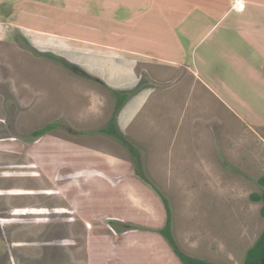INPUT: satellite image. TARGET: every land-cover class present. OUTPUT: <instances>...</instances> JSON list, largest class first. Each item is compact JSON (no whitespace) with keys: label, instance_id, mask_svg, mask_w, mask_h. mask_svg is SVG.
I'll list each match as a JSON object with an SVG mask.
<instances>
[{"label":"rangeland","instance_id":"rangeland-1","mask_svg":"<svg viewBox=\"0 0 264 264\" xmlns=\"http://www.w3.org/2000/svg\"><path fill=\"white\" fill-rule=\"evenodd\" d=\"M19 1L23 8L30 4L29 13L20 20L27 25V30L7 25L4 20L11 16L19 21L20 7L0 2V23L5 28L3 31L8 32H0V264H153L152 257L157 261L156 253L160 252L172 254L174 261L179 262L159 234L166 219L161 199L133 174L135 163L168 200L172 235L183 253L211 264H243L247 250L264 228L260 216L263 203H254L249 198L253 193L264 192V129L247 124L216 102L214 96L203 94L206 89L201 90L191 81L190 74L176 72L169 79L171 91L183 94L184 99L187 94L196 95L200 103H187L189 106L183 110L187 112L181 121L173 115L183 107L177 103L178 99L175 106L165 109L170 115L167 116V141L154 147L157 143L151 141L153 137L149 140L147 136L135 135L134 139L129 132L140 130L136 129L140 124L134 118L125 119L123 126L127 127L123 129L117 125L115 116V105L126 100L113 92L116 79L122 80L116 77L115 70L124 62V56L85 55L70 49L66 52L57 41V31L53 33L55 36L49 34L53 31V20L40 25L33 16L37 10L46 17L52 16L54 11L57 19L61 12H67L65 18L73 19L75 7L65 11L60 1L32 0L28 4L26 0ZM98 1L102 5L98 3L94 8L96 12L99 9L95 21L101 26L117 25L125 30L127 23L133 21V14V18L137 17L138 0ZM103 4L106 5L103 7ZM116 4L125 6L118 16L121 21L115 13L111 14ZM77 9L84 12L82 7ZM209 9L212 13L213 9ZM89 20L85 18L83 22L91 28ZM93 30L95 41L112 39L103 29L93 27ZM48 54L79 73L47 57ZM176 58L186 61L183 56ZM151 65L147 67V74V69L135 68L148 82L151 81L149 74H160L157 63ZM155 81L159 89L165 85L157 78ZM162 107L159 109L163 110ZM51 126L55 129L43 138H47L45 147H51L49 155L54 159V168H60L59 182L55 177L51 183L47 178L53 177L41 173L43 186L33 184L28 175L36 174L31 163H35L39 154L40 146L36 144L42 136L32 134ZM103 129L112 132L116 129L120 134L126 131V135H122L135 147L138 160L113 136L99 134ZM10 138L23 147L22 151L17 148L13 156H10ZM64 140L104 153L80 148L89 163L100 167L92 170L85 167L80 176L85 181L90 177L87 181L91 186L85 187L77 198L68 199L81 185V179L75 174L77 170L66 173L62 167L68 165V155L73 154L71 160L75 159L71 163L79 159L75 158L76 148L67 154V146L62 145ZM109 142L112 146H107ZM51 143L60 145L54 147ZM11 157L25 161L27 176H17L25 169L12 168ZM102 161H107V165ZM119 168L123 170L122 179L114 175ZM129 175L135 182L125 178ZM38 187L44 193L33 201V208L12 198L24 191L34 194ZM63 193L69 195L66 196L69 202ZM64 203L71 211L68 224L67 215L61 213ZM153 207L159 209L161 222ZM26 211L37 218V223L43 221L48 226H35L36 220L32 221ZM148 211L157 218L154 225ZM53 214L64 217L55 219ZM7 228L17 230L9 235ZM163 245L171 254L165 249L163 252Z\"/></svg>","mask_w":264,"mask_h":264},{"label":"crops","instance_id":"crops-1","mask_svg":"<svg viewBox=\"0 0 264 264\" xmlns=\"http://www.w3.org/2000/svg\"><path fill=\"white\" fill-rule=\"evenodd\" d=\"M26 1L28 4L32 0ZM57 1H60L62 5L61 9L65 11H70V6H76L73 19L64 17L67 12H61L59 15L60 19H57L54 11L51 13L53 14L52 16L46 17L38 10L36 16L33 17L37 19V23L40 25L47 23L49 19L53 20L51 24V29H53V31L49 34L55 36L53 33H55V30L57 31V41L67 49L66 52H69L68 49H70L77 53H84L85 55L124 56V62H122V60V63L116 66V77H122V80L119 81L116 79L114 85L116 90L114 92L123 96V98L126 97V100L118 107L115 116L116 122H118L117 125L123 129L127 127L123 126L125 124V119L131 120L134 118L136 120L135 122H137L138 125L140 124L136 128L140 130L135 132L131 130V132H129L131 137L133 136L134 138L135 135H141L147 136L149 140L150 137H153L151 141L157 143L154 146L156 147L161 142L167 141V116L170 115L165 109L175 106V102L178 99L177 103L183 107L181 111L179 110L176 115H173L177 120L179 119L181 121L182 117L186 115L187 111L183 110L189 106L188 104L195 102L197 104L200 103L196 95L187 94L186 99H184L182 98L183 96H181L183 94L178 95L171 91L172 85L170 86L171 83L169 79L176 72H183V75L190 74L192 77L191 81L196 82L201 90L205 91L204 88L206 89V92L203 94L209 97L214 96L216 102L229 108L233 114L239 119L246 121L247 124L264 129V0H242L244 9L238 12L232 9V2L234 0H138L137 17L133 18L134 14L133 16L131 14L133 21L131 20L130 23H127L125 30L119 29L117 25H115V27H104L95 21V18L99 15L96 14L99 12V9L97 12L94 9L97 8L96 5L100 3L98 0H53V2ZM0 2H3L5 5L20 7L18 13L19 21L16 22L13 20L12 16L9 17L8 20H3L8 26L14 25L27 30V25L20 23V20L23 19L24 15L29 13L30 4H28V7L26 6L23 8L19 0H0ZM11 2H13V4ZM100 5L102 4L100 3ZM104 5L106 4H103V7ZM78 7L84 8V12L78 10ZM113 7L114 9L111 14L115 13V17L118 19V16L121 15V8L125 6H123V4H116ZM209 8L213 9L212 13ZM173 13L174 16H172ZM85 18L92 20L91 28L83 22ZM118 21L121 20L118 19ZM93 23L98 24L101 29L111 35L113 40L103 41L100 38L96 41L93 40L92 34L95 33V30H93V27H95ZM34 27L43 31L39 26ZM80 27H83L82 30ZM4 29L5 28L0 23V32L8 33L6 30L3 31ZM29 29L34 32H41L34 28ZM182 38L185 39V43ZM181 56H183L186 61H181L176 58H180ZM151 63H157L160 74L159 76L149 74L151 81L148 82L146 78L142 79L139 70H135V68L141 66L147 69L145 73L147 74V71H149L147 67L152 66ZM105 72L107 73L110 71L106 70ZM105 72L103 75L106 74ZM95 74L96 72L94 69L93 75ZM86 75L91 77L88 74ZM155 78H157L162 85L165 84L161 89L155 86ZM186 87L189 86L186 85ZM201 90L200 93L202 92ZM130 91L133 92L129 93ZM147 102L148 104L145 105ZM116 106L117 105H115V109ZM160 106H163V110L159 109ZM117 125L116 128L118 129ZM51 131L47 132V134ZM125 132L126 131H122L124 135H126ZM47 134L41 135L42 139L36 144V146H40V151L38 152L39 154H36L35 163H31L36 174L28 175L30 179L33 180V184L42 186L44 179L41 178V173L46 176L51 175L53 178L47 176L49 178H47V180H50L51 183L55 177L59 182L60 173V168H54V159L49 155L51 147H45L47 145L44 143V140L47 138H43V136ZM99 134L109 136L108 133L104 134L99 132ZM133 138L132 140L136 142L134 140L135 138ZM10 140L13 142V145L11 144L12 142L9 143L10 156H13L17 148L22 151L23 147L20 143L17 144L13 138H10ZM62 142H64L62 145L67 146V154L73 153V148H76L75 158L79 159L75 163H71L75 159L71 160L73 154L68 155L69 160L66 162L68 165L62 167L66 173H72V169L77 170L75 174L76 177L81 179V185L77 186L78 190L74 191V196L66 194V196H69L68 199L77 198L82 195L85 187L89 188L88 186H91V183L87 181L90 177L86 178V182L85 178L80 176V174L84 172L86 168L92 170L100 167L97 163H89L85 158L86 154L80 151V148L103 152L97 148L76 146L67 140ZM59 143H51V145L58 147L60 145ZM107 146H112V144L109 142ZM40 154L42 156H40ZM9 159L12 168L18 170L22 168L25 169L24 171H20L18 175L16 174L17 176L21 178H23L24 175L27 176V164H24L25 161L22 158H16V160L11 157ZM13 160L15 162H13ZM102 162L107 165V161ZM120 169L121 168H119V172L114 174L117 178L122 176L121 172L123 170L120 171ZM55 173H58V175ZM9 174L11 175V173ZM122 178L123 177L120 179ZM125 178H130L135 182L131 175H129V177L125 176ZM47 180H45L46 183ZM24 189H27V187L24 186ZM10 192L17 191L11 190ZM60 192L59 190V193ZM43 193L44 191L38 187L34 193L35 196L28 191H26L25 194L24 191L12 198L17 202L21 200L27 203L30 208H33V201L35 199L38 200V197L43 196ZM63 196H65L64 193ZM66 196L64 198L67 200ZM40 203L43 205L45 200L42 198ZM63 206V212L61 213L67 215L66 222L68 224V214H70L71 211L69 212V210L66 209L65 203ZM153 209L155 208L153 207ZM155 210L157 218L159 217L161 222V213L157 207ZM26 213L30 216L32 221L36 220L35 226L44 224L45 227L48 226L47 223L43 221L37 223V218L34 219V215L27 211ZM148 213L150 217H153L150 219L154 225L157 218L151 211H148ZM60 216L61 217L55 215V219L64 217L62 215ZM48 220L50 222V218ZM9 226L12 227L11 225ZM15 230L17 229L12 230L11 228H7L9 235ZM163 247V252L165 249L171 254L168 250L169 247L167 249L165 245H163ZM156 255L159 256L158 260L153 261L156 257H152L151 261L153 264H180L174 261L175 258L172 254L168 256L160 252L156 253Z\"/></svg>","mask_w":264,"mask_h":264},{"label":"trees","instance_id":"trees-1","mask_svg":"<svg viewBox=\"0 0 264 264\" xmlns=\"http://www.w3.org/2000/svg\"><path fill=\"white\" fill-rule=\"evenodd\" d=\"M92 23V20H89ZM95 28L101 29V27L96 24L93 23ZM47 57L54 59L56 61H58L59 63L63 64L65 67H67L68 69H71L73 72L75 73H79V71L70 66L69 64L67 65V63H65L63 60L58 59L57 57H53L51 55H46ZM83 76H86V74H81ZM87 77V76H86ZM114 92V91H113ZM115 95L116 92H114ZM120 96V95H118ZM126 98V97H124ZM121 106L122 103H118L116 106V110H118V106ZM114 122V121H113ZM113 122H111V124H113ZM52 128V126H51ZM49 129V127H46V129L44 131L41 132H34L32 135H35L37 137L44 135L45 133H47L48 130H53L55 128ZM101 133H108L109 135L113 136L114 139H116L117 141H119L120 143H122L123 146H125L131 156L133 158H135L136 160H138V153L135 149V147L130 144L128 141L125 140V138L116 131V129L112 131H107L105 129L100 131ZM135 163V162H134ZM133 174L146 186H148L153 192H155L157 194V196L161 199L165 214H166V219H165V223L162 229L159 230V234L162 236V238L164 239V241L167 243V245L169 246L171 252L175 255V257L179 260V262L181 264H211L207 261H201L195 258H192L188 255H186L185 253H183L180 248L178 247V244L176 243L175 238L172 235V230H171V209L169 206V202L168 200L161 195V193L153 186V184L147 179V177L145 176V174L142 171V168H140V165L138 163H135L134 165V170H133ZM250 201L254 202V203H258V202H262L263 206L261 207L260 210V216L262 217V219L264 220V192L262 191L261 194L258 193H253L250 195ZM264 257V228L261 231V233L259 234L258 238L256 239L255 243L253 244L252 247H250L243 259V264H260L261 259Z\"/></svg>","mask_w":264,"mask_h":264},{"label":"built area","instance_id":"built-area-1","mask_svg":"<svg viewBox=\"0 0 264 264\" xmlns=\"http://www.w3.org/2000/svg\"><path fill=\"white\" fill-rule=\"evenodd\" d=\"M232 9L234 11H242L244 9V3L241 0H234L232 2Z\"/></svg>","mask_w":264,"mask_h":264},{"label":"water","instance_id":"water-1","mask_svg":"<svg viewBox=\"0 0 264 264\" xmlns=\"http://www.w3.org/2000/svg\"><path fill=\"white\" fill-rule=\"evenodd\" d=\"M260 264H264V257L261 259Z\"/></svg>","mask_w":264,"mask_h":264},{"label":"bare ground","instance_id":"bare-ground-1","mask_svg":"<svg viewBox=\"0 0 264 264\" xmlns=\"http://www.w3.org/2000/svg\"><path fill=\"white\" fill-rule=\"evenodd\" d=\"M78 1V0H77ZM78 3V2H77ZM75 5V4H74ZM111 6V5H110ZM70 7H72V6H70ZM76 7V6H75Z\"/></svg>","mask_w":264,"mask_h":264}]
</instances>
